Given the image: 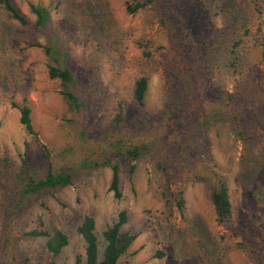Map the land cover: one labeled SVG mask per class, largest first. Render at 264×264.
Masks as SVG:
<instances>
[{
  "label": "rangeland",
  "instance_id": "374dc122",
  "mask_svg": "<svg viewBox=\"0 0 264 264\" xmlns=\"http://www.w3.org/2000/svg\"><path fill=\"white\" fill-rule=\"evenodd\" d=\"M11 1L31 23V2L52 20L23 26L0 0V264H85L84 217L96 219L102 254L122 209L137 237L120 264H264V0H153L134 12L135 0ZM50 37L69 52L80 108L49 75ZM143 75L142 108L133 92ZM26 101L37 134L21 122ZM111 132L146 148L128 159L106 145ZM107 156L121 198L111 165H84ZM24 162L38 175L68 171L71 183L22 198ZM216 175L229 186L227 224L211 200ZM34 229L69 243L54 255Z\"/></svg>",
  "mask_w": 264,
  "mask_h": 264
},
{
  "label": "trees",
  "instance_id": "16d2710c",
  "mask_svg": "<svg viewBox=\"0 0 264 264\" xmlns=\"http://www.w3.org/2000/svg\"><path fill=\"white\" fill-rule=\"evenodd\" d=\"M153 0H135L134 4H129L127 9L130 12H134L140 8L147 6ZM3 7L9 12L11 17L17 20L23 26H31L42 30L51 28L52 14L49 7L42 4L30 3L31 11L36 15V21L31 23L30 20L12 3L11 0H1ZM53 29V28H52ZM43 48L48 58V72L50 77L58 78L61 80L62 94L66 102L73 108H80L82 101L77 89L76 73L65 63V59L68 58L69 52L66 48H63L57 37H50ZM149 87V79L147 76L139 77L135 82L134 98L138 102L140 107H144L145 98ZM232 100H235L237 96L235 94H229ZM232 107L239 112L237 107H240V103L233 105ZM21 113V122L27 128V130L33 134H37L32 123V108L26 101L19 106ZM223 107L213 108L216 112L221 113ZM218 115V114H217ZM218 115V116H219ZM114 121H123L122 114L118 115ZM108 140L106 143L110 144L112 148H125L124 154L128 159H136L146 146L141 143H132L122 140V138H115V133L107 134ZM96 161V160H95ZM85 161V166H97L100 164L111 165L113 169L112 180L110 189L113 191L116 198L122 197V190L120 184V175L118 165L113 162L108 156L97 162ZM34 170L28 167L24 162L20 171L16 174L17 185L20 190L22 198H28L41 192L54 191L62 186L68 185L72 180V173L68 171H62L57 168L49 169V172L44 175L34 174ZM211 200L215 208L217 220L220 223L227 224L232 218V202L229 194V186L227 179L224 175H216L215 182L211 186ZM128 221V214L125 209L119 212L118 220L112 225H109L103 231V237L105 239V248L103 253H100V246L96 228V219L93 215L87 214L82 223L78 227V232L84 237L86 241L85 251V264H120V259L128 252L129 247L132 245L137 237V234H133L127 230H123L124 225ZM33 236H46V248L54 255L59 254L62 249L69 243V236L62 230H55L54 232H48L45 230L34 229L29 232Z\"/></svg>",
  "mask_w": 264,
  "mask_h": 264
}]
</instances>
